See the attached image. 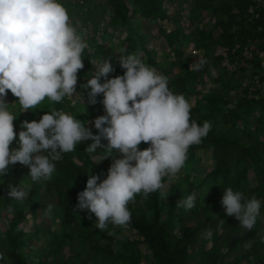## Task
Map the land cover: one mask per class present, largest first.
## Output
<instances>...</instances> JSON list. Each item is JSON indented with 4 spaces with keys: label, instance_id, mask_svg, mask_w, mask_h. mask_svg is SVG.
Here are the masks:
<instances>
[{
    "label": "trees",
    "instance_id": "trees-1",
    "mask_svg": "<svg viewBox=\"0 0 264 264\" xmlns=\"http://www.w3.org/2000/svg\"><path fill=\"white\" fill-rule=\"evenodd\" d=\"M57 2L66 8L71 24L82 26L78 33L88 45L82 52L84 67L78 72L79 99L71 101L66 96L56 103L46 97L37 108L21 112L18 98L9 91L5 101H12L15 108L11 113L16 117V140L10 149L18 147L21 122H39L54 110L70 113L97 135L98 130L90 129L88 123L106 115L100 109L103 94L93 104L88 97L90 89L82 87L101 66L91 61H109L114 69L109 75L115 78L126 71L117 56L139 53H143L139 57L142 62L160 69V74L168 78L174 94L183 95L187 101L200 96L191 107V120L201 126L208 121L211 130L200 144L189 148L185 166L167 192L150 193L147 198L136 195L128 204L129 224L116 228L110 224L104 231L96 228L94 214L77 209L78 194L86 188L88 172H95L102 181L107 178L113 160L121 158L118 152L114 150L112 157L104 159L103 149L85 151L93 141L78 143L74 151L62 153L61 160L53 161L51 180L30 183L23 202L8 197V185L23 187L30 170L18 163L9 166L7 175L0 176V220L6 224L3 231L0 222V264H264V0ZM188 3L187 28L191 31L175 27L168 32L163 23L177 22L169 6ZM142 19L150 30L157 28L156 33L149 37L141 31ZM90 25L92 35L87 34ZM122 33L126 34L123 39ZM149 38L163 39L171 50H164L162 61L157 51L149 48ZM191 45L202 52L200 56L186 51ZM201 59L208 61L202 70H189ZM206 79L215 86L203 93L198 84L205 85ZM101 143L106 145L107 141ZM146 147L149 144L139 145L140 150ZM199 152L211 155V172L202 171ZM228 187L261 202L253 230L240 228L235 217L226 215L221 200ZM193 192L197 199L192 209L176 207L180 199ZM50 194H54L56 203L49 200ZM50 204V221L58 222L55 229L42 226L35 233L20 229L28 211L37 217ZM9 206L12 213L7 212ZM221 220L225 224L221 225ZM205 229L212 231L211 239L203 238ZM109 231H115V235H109ZM133 233L135 238L131 237ZM248 242L251 244L246 247ZM29 244H33L32 251L26 254Z\"/></svg>",
    "mask_w": 264,
    "mask_h": 264
},
{
    "label": "clouds",
    "instance_id": "clouds-1",
    "mask_svg": "<svg viewBox=\"0 0 264 264\" xmlns=\"http://www.w3.org/2000/svg\"><path fill=\"white\" fill-rule=\"evenodd\" d=\"M69 20L66 8L57 0H0V176L7 175L9 166L18 163L29 168L27 177L33 183L49 181L55 172L53 161L61 160L62 153L74 151L78 143L91 140L87 153L103 149L107 159L115 150L121 158L113 160L103 181L95 172L87 173L86 188L78 194L76 207L94 214L95 226L101 231L110 224L113 228L126 227L131 219L128 204L138 194L145 198L158 191L163 194L164 178L175 177L184 168L189 148L201 143L211 123L205 121L201 126L192 121L189 100L193 97L187 101L183 95L174 94L166 76L129 54L120 57V67L126 70L123 76L108 79L114 69L104 60L82 85L90 89L88 97L93 104L103 94L106 115L94 122L97 135L71 114L54 110L39 122H21L18 147L10 149L16 140V117L5 103L9 91L18 98L21 112L37 108L46 97L59 103L76 91L78 72L84 67L82 52L88 45L78 33L82 26H74ZM207 63L201 59L189 70H202ZM101 78L105 82L101 83ZM142 142L149 147L140 150ZM8 189L12 201L23 202L28 195L27 185L9 184ZM223 193L221 204L226 215L235 217L240 228L253 230L261 202L255 197L247 199L231 187ZM50 197L55 198L54 194ZM196 199L193 192L180 199L176 207L192 209ZM52 207L48 205V214ZM7 212L12 213L13 208L9 206ZM108 234L115 235V231ZM212 235L205 229L203 238L211 239Z\"/></svg>",
    "mask_w": 264,
    "mask_h": 264
},
{
    "label": "rangeland",
    "instance_id": "rangeland-1",
    "mask_svg": "<svg viewBox=\"0 0 264 264\" xmlns=\"http://www.w3.org/2000/svg\"><path fill=\"white\" fill-rule=\"evenodd\" d=\"M190 7H191L190 3L183 5V7H180L179 5H177V6H175V5L169 6V13L170 14H174V12H175L174 19H177V22L172 21V22L163 23L165 25V28L167 29L168 32L172 31L175 27H181V28L186 29V30L188 29L187 26L189 25V21H188L189 19L188 18H189V15H190V11H189ZM182 8H183V10H182ZM106 17H108V16H106ZM207 20H209V19H207ZM141 24H142V27H141L140 30L141 31H145L146 33H148L149 37L152 36L154 33H156L157 28H154L153 30H150V28H151L150 25L147 24L144 19H142V23ZM155 26H157V25H155ZM89 27H90L89 28V32H87V34L88 35H92V33L90 31L93 29V26L90 25ZM101 27H103V25ZM190 31L191 30H189V29L187 30L188 33ZM125 36H126V34L122 33L121 38L123 39ZM97 41L99 43L102 42L100 36L97 37ZM149 48L150 49H154V50L157 51L158 57H159V61L163 60L162 54H163L165 49L167 50V52L171 51L170 49H168L164 45L163 39L159 41V40H156V39L153 40V39L149 38ZM186 51L189 52V53L191 52L192 55H197V56H200L201 53H202L199 49L194 48L193 45L188 46L186 48ZM140 55L142 56L143 53H139L137 56L140 57ZM117 57L119 58L118 61H120L121 55H118ZM91 62L96 63V64H98L100 62V64L102 65V63L104 62V59H101L99 61L92 60ZM155 69L160 74V69H159V71H158V68H155ZM112 78H113L112 75L108 76V79H112ZM102 79L104 80V78H102ZM214 86H215V84L210 79H206L205 85L198 84V88L201 89L203 93H208L212 88H214ZM69 98H70V100L72 99L73 101L76 100L75 98L79 99L77 91H75V93L73 94L72 97H68V99ZM197 98H200V96L193 97L192 99L189 100V103H190L191 106L195 105L194 102L196 101ZM97 99H99V97ZM5 103L8 104V110L10 112H12L14 110V108H15L14 104L12 103V101L11 100H6ZM100 109H104L103 105H101ZM65 113L70 115V113H68V112H65ZM94 122H95V120H92L91 122L88 123V127L90 129H94V127H95L94 126ZM88 141H91V140H88ZM147 148L148 147H146L145 149H147ZM199 156L203 157V159H202L203 160L202 171L205 172V170H206V172H211L212 171L211 167L214 165V162H213V159H212L211 155L207 154V153H204V152H199ZM96 160H98V159H96ZM90 173L92 174L93 172H90ZM178 176H179V173L175 176V178H177ZM30 180L31 179L28 178V181H24L22 183V186L24 187L25 185H27L29 187L30 183H32V181L30 182ZM174 182H175L174 177H168L167 181L165 183L166 189H165L164 192H167L169 190L170 186ZM49 200H52L54 203H56V199L54 197H50ZM47 210H48V208L43 211L44 213L42 212V210L39 211V214H38L37 217H33V215L28 211V213L25 216V221H23L21 223L20 229L25 230L27 233H35L36 232L35 230L41 228L42 226H45V227L51 226L53 229H55L57 224H58V222L57 221H55V222L50 221L51 220V216H50V214H48ZM0 222H1V228L4 231L5 228H6L5 220L2 219V220H0ZM51 223H52V225H51ZM125 233H127L129 235L128 232H125ZM135 236L136 235L134 233H133V235H131L132 238H135ZM41 241L42 242H40V245L44 246V241L43 240H41ZM31 246H33V244H29L26 247V249L24 250L26 254H31V252H30V251H32ZM145 252H146V249H145V247H143V253H145Z\"/></svg>",
    "mask_w": 264,
    "mask_h": 264
}]
</instances>
